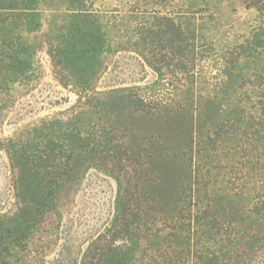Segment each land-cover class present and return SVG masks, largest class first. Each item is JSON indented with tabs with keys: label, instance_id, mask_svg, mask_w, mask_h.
I'll list each match as a JSON object with an SVG mask.
<instances>
[{
	"label": "trees",
	"instance_id": "trees-1",
	"mask_svg": "<svg viewBox=\"0 0 264 264\" xmlns=\"http://www.w3.org/2000/svg\"><path fill=\"white\" fill-rule=\"evenodd\" d=\"M76 96L0 134L16 210L0 264H45L95 168L110 224L81 264H257L264 253V0H0V125L45 74ZM137 53L143 84L100 88Z\"/></svg>",
	"mask_w": 264,
	"mask_h": 264
},
{
	"label": "rangeland",
	"instance_id": "rangeland-1",
	"mask_svg": "<svg viewBox=\"0 0 264 264\" xmlns=\"http://www.w3.org/2000/svg\"><path fill=\"white\" fill-rule=\"evenodd\" d=\"M95 3L113 7L120 0H95ZM39 56L45 67L44 77L34 90L20 97L8 112L0 125L2 136L10 135L29 121L67 107L76 98L73 92L60 86L53 78L47 53L40 51ZM153 78V71L137 53L122 51L112 58L99 87L143 84ZM116 192L117 183L111 176L95 168L87 173L74 199L64 211L59 240L45 256V264H81L89 243L113 218ZM16 207L10 162L7 154L0 150V213L14 212ZM257 264H264V253Z\"/></svg>",
	"mask_w": 264,
	"mask_h": 264
}]
</instances>
